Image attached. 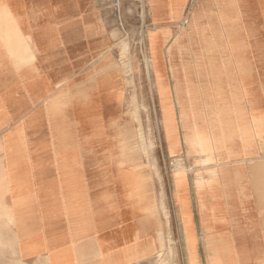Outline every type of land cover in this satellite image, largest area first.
Segmentation results:
<instances>
[{"label": "crops", "instance_id": "crops-1", "mask_svg": "<svg viewBox=\"0 0 264 264\" xmlns=\"http://www.w3.org/2000/svg\"><path fill=\"white\" fill-rule=\"evenodd\" d=\"M148 2L157 22L158 0ZM176 7L186 30L167 51L172 84L160 33L147 40L171 191L134 195L86 126L99 53L127 43L112 11L106 19L101 0H0V174L22 262L151 264L172 234L179 264H264V0ZM104 66L115 72L109 98L137 99L115 91L116 59Z\"/></svg>", "mask_w": 264, "mask_h": 264}, {"label": "rangeland", "instance_id": "rangeland-1", "mask_svg": "<svg viewBox=\"0 0 264 264\" xmlns=\"http://www.w3.org/2000/svg\"><path fill=\"white\" fill-rule=\"evenodd\" d=\"M101 6L106 19L111 18L108 14L112 11L110 14L117 20L116 26L127 43L123 48V43L114 48L111 57L99 53L92 70L95 78L93 90L100 99H88L90 90L87 89L86 126L101 133L103 160L118 164L115 177L123 190L139 195L153 191L157 183L164 193L168 194L172 186L174 159L168 155L166 147L156 80L151 68L153 60L150 58L147 40L151 33H160L159 41L165 49L166 78L172 84L167 51L179 34L186 30L183 25L185 21H179L181 9L176 7L177 0H158L155 9L157 22H154L153 9L148 0H101ZM260 46L264 47V41ZM245 51L246 45L241 41L242 65L247 63ZM109 58L116 59L118 63L117 73L125 80L121 87H128L125 92L129 97L136 96L137 99H110L114 98L109 89L114 82L115 72L104 70ZM181 58L175 52L172 63L181 64ZM117 89L120 87L116 85V92ZM124 119L129 120L130 126H135L137 139L141 134L138 139L140 141L137 140L140 143L139 148L145 152L141 161L132 160L123 136ZM5 192L6 185L0 174V264H26L16 255L11 233V217L4 199ZM156 258V262L151 264H179V252L174 245L172 234L168 236Z\"/></svg>", "mask_w": 264, "mask_h": 264}, {"label": "bare ground", "instance_id": "bare-ground-1", "mask_svg": "<svg viewBox=\"0 0 264 264\" xmlns=\"http://www.w3.org/2000/svg\"><path fill=\"white\" fill-rule=\"evenodd\" d=\"M186 26V25H185ZM19 37H20V35H19ZM32 38V37H31ZM19 40V39H18ZM21 43H22V41H21ZM20 44V43H19ZM33 44V43H32ZM22 47V46H21ZM24 48V47H23ZM21 53V52H20ZM124 82L123 81H121V80H118V83H117V86H119L120 87V89H123V88H125V87H121L122 86V84H123ZM121 92H120V94L121 95H124V94H127V92H123V90H120ZM121 100H125V99H121ZM120 100V101H121ZM123 123H125V125H123V136H124V138H125V142H126V144H127V146H128V148H129V150H130V152H131V157H132V160H135V161H141V158L143 157V155H144V153L145 152H143L140 148H139V145L138 144H140L139 142H137V140L138 139H140L139 137H140V135L138 136V139L135 137V135H136V129H135V126L134 125H129V120H123ZM122 123V124H123ZM129 126H130V128H132L131 130H130V128H129ZM137 131H138V129H137ZM138 133H139V131H138ZM138 141H140V140H138ZM249 161V160H248ZM247 187V186H246ZM140 201H142V200H140ZM169 256L167 255V258H168Z\"/></svg>", "mask_w": 264, "mask_h": 264}]
</instances>
